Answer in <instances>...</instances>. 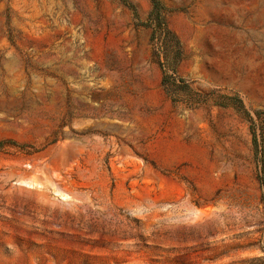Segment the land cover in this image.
I'll return each mask as SVG.
<instances>
[{"label":"rangeland","instance_id":"obj_1","mask_svg":"<svg viewBox=\"0 0 264 264\" xmlns=\"http://www.w3.org/2000/svg\"><path fill=\"white\" fill-rule=\"evenodd\" d=\"M180 75L213 92L175 105L151 0H0V264H264V0H160ZM28 146L34 148L31 149Z\"/></svg>","mask_w":264,"mask_h":264},{"label":"trees","instance_id":"obj_2","mask_svg":"<svg viewBox=\"0 0 264 264\" xmlns=\"http://www.w3.org/2000/svg\"><path fill=\"white\" fill-rule=\"evenodd\" d=\"M152 1V11L147 25L153 29L152 44L154 57L162 69V85L175 105L186 104L190 108L207 105L213 97V92L204 94L193 88L191 83L179 73V66L183 59L181 43L177 35L170 30L166 21V8L160 0ZM224 101H215L221 107L232 108L249 123L255 156L262 163V175L259 177L264 190V111H256L255 116L249 111L238 94L223 96ZM6 144L24 150L28 155L33 151H26L25 146H18L14 142L0 143V151ZM33 149V147L28 146Z\"/></svg>","mask_w":264,"mask_h":264}]
</instances>
